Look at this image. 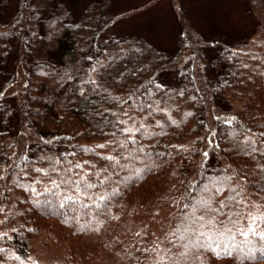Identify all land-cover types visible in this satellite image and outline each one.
Here are the masks:
<instances>
[{
	"label": "trees",
	"instance_id": "trees-1",
	"mask_svg": "<svg viewBox=\"0 0 264 264\" xmlns=\"http://www.w3.org/2000/svg\"><path fill=\"white\" fill-rule=\"evenodd\" d=\"M242 2L247 32L177 7L163 45L118 29L115 0H0V264H27L45 231L71 250L50 264H264L258 237L230 256L180 239L204 185L223 186L213 208L264 205V0Z\"/></svg>",
	"mask_w": 264,
	"mask_h": 264
},
{
	"label": "rangeland",
	"instance_id": "rangeland-1",
	"mask_svg": "<svg viewBox=\"0 0 264 264\" xmlns=\"http://www.w3.org/2000/svg\"><path fill=\"white\" fill-rule=\"evenodd\" d=\"M126 11L117 28L150 36L158 33V40L171 44L176 36V8L186 9L188 22L200 31L211 33L214 28L230 34L247 32L252 19L247 15L242 0H115ZM251 26V27H250ZM215 28V29H216ZM249 44L264 49V38L254 35ZM247 212V210H246ZM71 250L67 243L59 245L54 232L45 231L40 243L31 252L27 264H50L54 259L65 260ZM101 256L91 264H102Z\"/></svg>",
	"mask_w": 264,
	"mask_h": 264
},
{
	"label": "snow or ice",
	"instance_id": "snow-or-ice-1",
	"mask_svg": "<svg viewBox=\"0 0 264 264\" xmlns=\"http://www.w3.org/2000/svg\"><path fill=\"white\" fill-rule=\"evenodd\" d=\"M173 123H175V121H173ZM123 131L133 133L134 131H141V129L134 130L132 128H126L123 129ZM143 134L153 135V133L147 132H144ZM129 139L135 143V140L131 136ZM119 143L121 147L125 145L124 141H120ZM97 147L102 148L105 146L98 145ZM254 150L255 149H253V151ZM103 158L112 162L113 165H119L122 168L130 167V165H120L117 157L105 156ZM127 158L134 159L135 157L130 153ZM76 167L82 168L83 165L77 164ZM103 171L104 170H100L96 172L95 175L99 177ZM140 171L141 170H137L136 174L139 175ZM107 179H109V177H105V180ZM81 180H84V177H81ZM74 183L76 191H81L80 181ZM101 183H104V181H101ZM95 186L96 185L92 183H85V187L87 188H94ZM221 191H223V186L215 188V193ZM232 191L235 190L233 189ZM202 192L212 193V195L207 198L202 195L200 198L195 199L191 205V211L185 217V220L190 222L183 228L180 239L183 240L189 233L195 238L194 241L190 240L189 244L185 245L186 249L194 244L196 247H202L206 250L212 251L217 256H230L237 246L235 241L237 235L245 238L243 243L251 244L252 240L250 237H258L261 244L264 245V205H254L253 211L245 212L244 208L240 207V205L246 206V203L243 199H238L240 193H236V195H231L224 201H221L218 208H213L212 196H214L215 193H213L208 185L203 186ZM68 199L71 200L72 197H68ZM100 199L105 200L107 197L101 196ZM224 208L230 209L227 213V219L218 221L216 218L217 216L225 215L222 211ZM198 209L211 211L214 215H197L196 213ZM0 251L3 250L0 249ZM260 251L264 253V246L261 247ZM241 259L244 258L241 257Z\"/></svg>",
	"mask_w": 264,
	"mask_h": 264
}]
</instances>
